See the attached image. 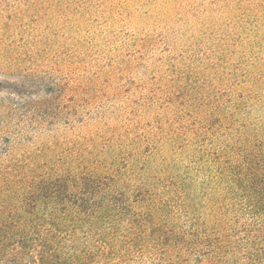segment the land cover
Segmentation results:
<instances>
[{"label":"rangeland","instance_id":"374dc122","mask_svg":"<svg viewBox=\"0 0 264 264\" xmlns=\"http://www.w3.org/2000/svg\"><path fill=\"white\" fill-rule=\"evenodd\" d=\"M50 78L70 91L51 94ZM216 101L245 137L264 134L261 3L0 0V205L21 162L95 164L129 200L166 190L176 224H206L211 148L191 124ZM113 228L92 233L105 262L159 260L146 235Z\"/></svg>","mask_w":264,"mask_h":264},{"label":"trees","instance_id":"16d2710c","mask_svg":"<svg viewBox=\"0 0 264 264\" xmlns=\"http://www.w3.org/2000/svg\"><path fill=\"white\" fill-rule=\"evenodd\" d=\"M47 80L51 94L71 89ZM192 103L199 104L197 96ZM220 103L200 109L191 124L195 142L206 139L211 148L213 214L206 224H176L166 190L129 200L101 166L44 168L26 161L1 193L0 264H108L107 242L92 233L117 225L146 235L160 250L151 264H264V134L245 137L239 114Z\"/></svg>","mask_w":264,"mask_h":264}]
</instances>
